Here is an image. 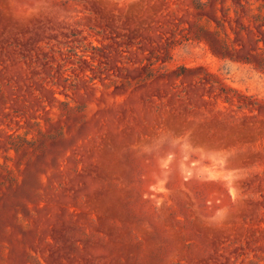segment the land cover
I'll use <instances>...</instances> for the list:
<instances>
[{
    "label": "rangeland",
    "instance_id": "374dc122",
    "mask_svg": "<svg viewBox=\"0 0 264 264\" xmlns=\"http://www.w3.org/2000/svg\"><path fill=\"white\" fill-rule=\"evenodd\" d=\"M0 264H264V0H0Z\"/></svg>",
    "mask_w": 264,
    "mask_h": 264
}]
</instances>
